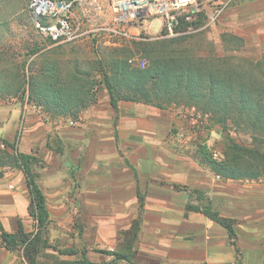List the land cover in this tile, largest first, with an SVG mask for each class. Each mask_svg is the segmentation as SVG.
<instances>
[{"label":"rangeland","instance_id":"374dc122","mask_svg":"<svg viewBox=\"0 0 264 264\" xmlns=\"http://www.w3.org/2000/svg\"><path fill=\"white\" fill-rule=\"evenodd\" d=\"M28 1L0 0V19L5 21L0 24V54L2 56L0 67L3 69L10 71L20 62H24L27 66L33 59L36 60L34 65L38 66L41 59H48L56 60L65 72L74 70L76 66H86L96 56L111 54L113 49L111 46L98 45L88 39L57 43L42 38L27 11ZM224 32L242 39L241 46L236 51L237 55L253 61L259 59L264 54V0H232L218 21L186 36L184 44L198 54L212 51L218 55L223 54L225 53L222 41ZM35 47L38 51L30 55V51ZM131 59L137 63L141 60L146 62V56L141 51L135 53ZM16 99L21 101L19 98ZM24 100L26 98L22 101ZM108 102L107 91L100 85L97 89V102L90 107L97 108L100 114L113 116L115 113H112L113 108L110 109ZM121 104V108H125L127 112L136 111L140 114L145 113L146 110H152L156 117L161 118V125L157 135H154L156 138L154 140L164 144L162 148L164 155H153L151 137L142 132L130 138L126 136V140L120 138L117 133L116 118L110 120L112 126L109 123L107 125L110 127L109 135L104 131L105 121L101 123L103 127L101 131H98L95 127L99 124L91 121V115L86 113L87 108L77 119L68 118L70 122L68 125L72 127L73 135H64L67 132L64 128L65 123L40 109L37 112L40 125L38 129L36 128L35 135L30 134L23 139V127L20 122L12 140L0 138V148L4 149L7 141L14 148L8 147L10 152L24 151L35 158L31 163V170L35 181L44 193L49 213L48 223L42 235L46 246L39 250L36 256L37 264H59L61 261L76 260L81 257L83 250L92 262L107 260L114 262V256L105 252L106 250H125L122 232L130 227L131 222L140 217L141 226L147 227V223L154 221L146 219L147 223H144L145 200L142 211H139L137 192L143 194L141 188L150 177L138 178V170L146 172L154 168L159 169L162 166L161 160L170 166L183 162L203 163L200 159L204 153L212 156L213 152H217V159H221L223 150L232 141L244 145H249L251 142V134L248 130L236 127L229 122L225 125L218 124L209 114L183 103L171 105L165 109L144 103ZM81 123H87L83 132L87 140L80 136ZM97 143L110 144L115 146V150L112 153L107 149V145L106 148L104 147L107 155L104 148L100 149L101 154V151H96L97 154H95L94 150L97 149L94 147ZM82 147H88V152L83 153ZM138 149L143 150H139L138 153ZM92 162L100 168L97 178L88 174L87 177H83L82 167H90ZM21 169L16 165L2 166L0 164V181L6 183L8 179L17 178L15 185H12L17 191H21L25 182ZM114 180L115 182L126 180L132 185L128 190H122L125 191L124 195L121 194L126 199L124 202L115 203L111 197V194L115 193V190H111L113 186L111 182ZM244 180L255 179L233 180L228 186L231 188V191H228L230 202L227 209H223V212H227L229 217L234 219L236 230L233 262L227 264H264V191L263 194L252 195L255 219L247 221L243 212L248 198L245 197L247 182ZM84 181L99 183L90 188L95 195H89ZM174 189L187 191L181 185H177ZM217 199L220 212L221 198ZM156 221L160 222L159 219ZM22 222L27 232L35 230L36 222L29 214L25 215ZM5 225L10 229L9 221L5 222ZM245 227H250L254 233L246 232ZM147 231H144L145 233L140 237L138 232V237L133 244L135 256L132 264H162L160 258L153 254L138 251V245L141 242L160 243V239L157 238H161V234L146 235ZM2 247L0 239L1 264L25 263L23 247L14 251H4ZM71 249L77 250V253H65ZM114 264L128 263L117 260Z\"/></svg>","mask_w":264,"mask_h":264},{"label":"trees","instance_id":"16d2710c","mask_svg":"<svg viewBox=\"0 0 264 264\" xmlns=\"http://www.w3.org/2000/svg\"><path fill=\"white\" fill-rule=\"evenodd\" d=\"M4 22L0 19V24ZM186 36L121 40L111 46L113 49L110 55L96 56L86 66H76L74 70L65 72L56 60L48 59L38 61V66L34 65V59L27 66L20 62L10 71L0 67V98H26L27 102L51 116L71 119H77L84 109L97 102V89L100 85L106 89L116 117L120 101L144 103L161 109L183 103L209 114L218 124L229 122L251 134L249 145L232 141L223 150L221 159L204 153L201 162L224 179L264 178V54L255 61L237 55L242 39L226 32L222 34L225 53L218 55L212 51L198 54L184 44ZM37 51L38 48H33L30 55ZM139 51L146 56L143 65L131 59ZM8 147L14 149L7 141L5 148H0V164L22 168L29 194L27 210L36 226L34 231L27 232L18 218L16 230L8 232L0 221V238L8 251L23 247L24 264H37L36 256L41 247L46 246L42 236L49 218L45 196L31 170L34 156L24 152H10ZM137 197L139 211H142L144 195L137 192ZM185 209L201 212L220 224L226 229L231 244L235 245L234 219L220 214L215 198L204 191L191 189ZM140 226L139 217L122 232L124 251L106 250L105 253L114 256V262L121 260L133 263V244ZM65 253L74 254L77 250L71 249ZM114 262H92L83 250L79 259L61 261L59 264Z\"/></svg>","mask_w":264,"mask_h":264},{"label":"crops","instance_id":"0c3cea01","mask_svg":"<svg viewBox=\"0 0 264 264\" xmlns=\"http://www.w3.org/2000/svg\"><path fill=\"white\" fill-rule=\"evenodd\" d=\"M126 102L131 101H120L118 103L117 117L115 110L112 109L113 107L110 104L112 113H115L113 116L111 114H100L97 108L91 109L92 106L86 109V113L87 115H91L90 119L93 123L99 124L95 127L98 131H101L103 128L101 127V123L105 121L104 131H106L107 135L110 134V127L107 125L109 123L112 126L110 120H114V118H116L117 133L123 140L127 139L125 138L126 136L130 138L141 132L147 134L152 140L151 144L153 146L151 151L153 155H164L162 150L164 144L159 143V140H154L156 139L154 137L157 135L159 125H161V118L156 117L152 110H146L145 113L140 114H137L136 111L134 113L127 112L125 108H121V103ZM135 104L139 105L140 103L135 102ZM40 109L28 103L26 100L20 101L16 98L0 99V138L7 141L12 140L17 125L20 122L23 127V139L27 135H35L36 128L38 129L40 125L37 114ZM58 119L65 123L64 128L67 132L64 135H73L71 132L72 127L68 125L70 123L69 119L64 117H58ZM85 127H87V123H81L80 136L87 140L83 133L86 129ZM107 145V143L100 145L97 143L95 147L93 146L97 149L94 150V153L97 154L96 151H101V154L102 150L100 149H103ZM105 148L104 152L106 151ZM28 149L30 151V148ZM107 149L113 153L115 146L109 144ZM139 150L143 149H138V153ZM82 151L83 153H87L88 147H82ZM105 153L107 155V152ZM161 162L162 166L160 165L161 167L159 169L154 168L146 172L138 170V178L146 179L150 177L147 183L145 181L143 188L139 186L143 189L144 200L146 202L144 223H147L146 219L154 220L153 222L147 223V227L144 225L141 226L139 237L146 230H148L146 235L161 234L162 236L161 238H157L160 239L159 244L156 242L139 243V253L145 252L150 255L153 254L160 258L162 264H227L228 262H233L234 247L233 244H230L226 229L201 212L187 211L185 209V204L189 201L191 188L198 189L204 191L208 196L215 198L217 202H219L217 198H221L222 206L220 214L229 217V214L225 211L223 212V209H227L228 202H230L228 200V191H231V188H228V186L233 180L219 177L208 165L203 163L183 162L170 166L163 160ZM170 167L173 168L171 169ZM99 170L100 168L92 162L90 167H82L83 177H87L88 174L93 176V178H97ZM16 181L17 178L8 179L6 183L0 181V221L4 229L8 232H14L16 230L17 219L20 218L22 221L25 215L28 214L27 206L29 198L25 182L23 184L24 188L21 191H17L16 187L12 185ZM244 181L247 182L245 197L248 198L246 200L247 206L243 208V212L244 217H246L245 219L250 222L255 219L253 215L255 207L253 206L252 195L255 193L263 194L264 178ZM84 182L85 189L89 192V195H95L90 191V188L99 183ZM111 185H113L111 186V190H115V193L111 194L113 201L115 203L124 202L126 199L122 195L125 194V191L122 190H128L132 185L126 180L124 182H115L114 180L111 182ZM177 185L184 186V189L186 188L187 191L174 189ZM158 219L160 222L156 221ZM8 221L11 225L10 229L5 225V222L7 223ZM245 228L247 230L246 232L254 233L250 227ZM1 249L4 251L7 250L4 247ZM4 257L5 261H7L6 256Z\"/></svg>","mask_w":264,"mask_h":264},{"label":"built area","instance_id":"2783aa9c","mask_svg":"<svg viewBox=\"0 0 264 264\" xmlns=\"http://www.w3.org/2000/svg\"><path fill=\"white\" fill-rule=\"evenodd\" d=\"M232 0H29L39 35L57 43L88 39L114 46L121 40L189 35L214 24ZM145 63L141 60L140 65ZM213 158L218 153L213 152Z\"/></svg>","mask_w":264,"mask_h":264}]
</instances>
